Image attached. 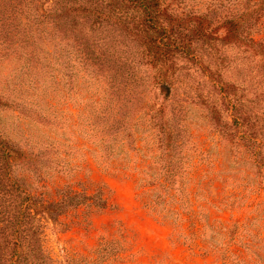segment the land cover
I'll use <instances>...</instances> for the list:
<instances>
[{
	"label": "trees",
	"instance_id": "1",
	"mask_svg": "<svg viewBox=\"0 0 264 264\" xmlns=\"http://www.w3.org/2000/svg\"><path fill=\"white\" fill-rule=\"evenodd\" d=\"M263 19L264 0H0V264L111 258L104 245L89 257L52 258L45 226L87 198L43 199L14 173L22 151L8 112L26 121L37 113L35 121L57 128L64 115L51 106L73 109L65 129L81 134L101 165L124 153L136 165L138 197L160 221L192 215L189 175L202 154L187 125L192 105L221 141L227 111L236 146L252 153L264 178ZM192 74L202 84L188 85ZM226 247L215 250L221 264Z\"/></svg>",
	"mask_w": 264,
	"mask_h": 264
},
{
	"label": "rangeland",
	"instance_id": "2",
	"mask_svg": "<svg viewBox=\"0 0 264 264\" xmlns=\"http://www.w3.org/2000/svg\"><path fill=\"white\" fill-rule=\"evenodd\" d=\"M257 30L256 37L264 39V19ZM192 77L188 85L202 84L200 75ZM205 91L200 87V93ZM47 104L55 103L45 100ZM62 104L49 109L52 115H64L55 120L57 128L43 127L35 121L37 113L32 121L9 112L5 118L9 133L21 141L16 175L25 176L43 199L57 200L69 191L87 198L45 226V246L52 258L62 262L65 256L89 257L104 245L112 253L109 264H221L215 250L225 244L228 264H264V178L252 153L236 146L237 131L229 125L226 110L221 119L227 140L221 141L219 128L204 122L202 106H190L187 125L202 154L189 175L192 215L175 223L157 220L144 208L146 197H138L136 190V165H127L124 153L111 163L96 162L83 136L65 129L66 114L74 110Z\"/></svg>",
	"mask_w": 264,
	"mask_h": 264
}]
</instances>
